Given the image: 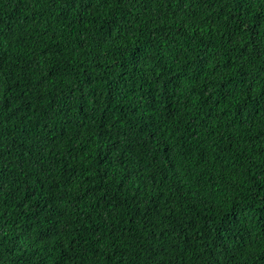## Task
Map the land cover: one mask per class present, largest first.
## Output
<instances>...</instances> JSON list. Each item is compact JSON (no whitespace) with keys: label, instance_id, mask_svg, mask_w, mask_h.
<instances>
[{"label":"trees","instance_id":"obj_1","mask_svg":"<svg viewBox=\"0 0 264 264\" xmlns=\"http://www.w3.org/2000/svg\"><path fill=\"white\" fill-rule=\"evenodd\" d=\"M0 264H264V0H0Z\"/></svg>","mask_w":264,"mask_h":264}]
</instances>
